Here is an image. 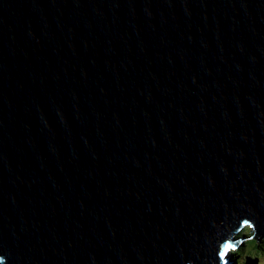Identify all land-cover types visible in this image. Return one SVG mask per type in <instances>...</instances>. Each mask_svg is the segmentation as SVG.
<instances>
[{"label": "water", "instance_id": "obj_1", "mask_svg": "<svg viewBox=\"0 0 264 264\" xmlns=\"http://www.w3.org/2000/svg\"><path fill=\"white\" fill-rule=\"evenodd\" d=\"M253 225L264 0H0V264H245Z\"/></svg>", "mask_w": 264, "mask_h": 264}, {"label": "rangeland", "instance_id": "obj_2", "mask_svg": "<svg viewBox=\"0 0 264 264\" xmlns=\"http://www.w3.org/2000/svg\"><path fill=\"white\" fill-rule=\"evenodd\" d=\"M253 234L257 235L258 231L253 230ZM249 247L251 250L252 255L257 256L254 257L257 260V263L264 264V236L261 238L260 241H249ZM260 256V257H258ZM256 264V263H255Z\"/></svg>", "mask_w": 264, "mask_h": 264}, {"label": "trees", "instance_id": "obj_3", "mask_svg": "<svg viewBox=\"0 0 264 264\" xmlns=\"http://www.w3.org/2000/svg\"><path fill=\"white\" fill-rule=\"evenodd\" d=\"M246 230H247V229H246ZM245 232H246V231H245ZM253 233H254L253 231H250V233H248V234L246 235V236L249 237V238H247V240L245 241V245H244V246H246V244H247L248 241H258V240L255 239V237L253 236ZM247 245H248V244H247ZM244 246H243V247H244ZM235 255H236V256L238 255V256H239L238 258L240 259L241 256H240V254H239V251H238ZM246 257L254 258V257H257V256H254V255L250 254V255H248V256H246ZM258 257H260V256H258ZM239 259H238V260H239ZM247 261H249L250 264H254V260H252V259H250V260H247V259H246V261L244 260V263L246 264Z\"/></svg>", "mask_w": 264, "mask_h": 264}, {"label": "clouds", "instance_id": "obj_4", "mask_svg": "<svg viewBox=\"0 0 264 264\" xmlns=\"http://www.w3.org/2000/svg\"><path fill=\"white\" fill-rule=\"evenodd\" d=\"M253 230H255L256 231V229H255V226L253 225ZM255 233V232H254ZM253 236L255 237V239H257L258 241H260L261 240V238L263 237H257V236H255V234H253ZM253 260H254V263H256V264H261V263H257V260H255V258H253Z\"/></svg>", "mask_w": 264, "mask_h": 264}]
</instances>
